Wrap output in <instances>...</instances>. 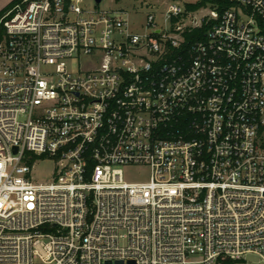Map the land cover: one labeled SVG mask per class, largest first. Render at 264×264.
Here are the masks:
<instances>
[{"label":"built area","instance_id":"obj_1","mask_svg":"<svg viewBox=\"0 0 264 264\" xmlns=\"http://www.w3.org/2000/svg\"><path fill=\"white\" fill-rule=\"evenodd\" d=\"M97 1L0 18V264H264V0Z\"/></svg>","mask_w":264,"mask_h":264},{"label":"rangeland","instance_id":"obj_2","mask_svg":"<svg viewBox=\"0 0 264 264\" xmlns=\"http://www.w3.org/2000/svg\"><path fill=\"white\" fill-rule=\"evenodd\" d=\"M5 3V7L10 5L14 0H3ZM199 0H103L101 8L112 10V11H119V10H126L131 14L134 13L135 10L140 9L143 5L140 3H145L143 8L149 9L150 5H154L159 3L158 8L162 11H165L168 4L177 3L180 6L196 4ZM140 2V3H139ZM91 4L90 1L87 2V5ZM150 4V5H149ZM143 20V19H142ZM142 20L139 21L142 22ZM69 66L72 70H76L78 64L76 62H70ZM53 171V164L50 161H44L39 163L34 171H33V179L38 183H44L50 180V175ZM126 180L130 183L136 182H146L149 180L150 172L148 169L145 168H132L126 171ZM251 262L257 263L259 260L251 256L249 257Z\"/></svg>","mask_w":264,"mask_h":264},{"label":"trees","instance_id":"obj_3","mask_svg":"<svg viewBox=\"0 0 264 264\" xmlns=\"http://www.w3.org/2000/svg\"><path fill=\"white\" fill-rule=\"evenodd\" d=\"M23 0H14L10 5H8L4 10H2L0 12V18L5 15L6 12H8L11 8H13L15 5L22 3ZM209 2V0H200L199 2H197L196 4H190L189 9L191 10H195L201 6L206 5Z\"/></svg>","mask_w":264,"mask_h":264},{"label":"crops","instance_id":"obj_4","mask_svg":"<svg viewBox=\"0 0 264 264\" xmlns=\"http://www.w3.org/2000/svg\"><path fill=\"white\" fill-rule=\"evenodd\" d=\"M6 7H5V3H4V1L3 0H0V12L2 11V10H4Z\"/></svg>","mask_w":264,"mask_h":264},{"label":"water","instance_id":"obj_5","mask_svg":"<svg viewBox=\"0 0 264 264\" xmlns=\"http://www.w3.org/2000/svg\"><path fill=\"white\" fill-rule=\"evenodd\" d=\"M98 3L100 2V0L97 1Z\"/></svg>","mask_w":264,"mask_h":264}]
</instances>
